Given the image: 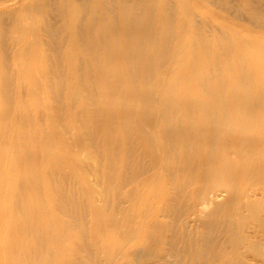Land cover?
<instances>
[{
	"label": "bare ground",
	"instance_id": "obj_1",
	"mask_svg": "<svg viewBox=\"0 0 264 264\" xmlns=\"http://www.w3.org/2000/svg\"><path fill=\"white\" fill-rule=\"evenodd\" d=\"M110 1H106L110 2L106 5L104 0H92L89 19L79 18L74 27L73 21L68 20L61 42L54 39L57 46L53 50L59 55H50L49 62H42L41 69L44 77L48 73L55 76L53 90L46 86L42 88L44 93L49 90L50 114H57L59 123L74 142L83 146L88 141L89 152L86 154L95 161L92 173L96 185L102 187H98L102 189L99 203H95L98 199L95 191L85 188V175L78 174L77 168L82 169L85 165L82 166L83 161L75 156L77 160L73 163L69 155L62 153L61 146L66 138L46 145L49 135L45 134L43 127L39 128L45 117L40 120L38 116L37 120L32 118L34 113L38 115L43 109H27L25 99H22L26 94L19 87L14 93L10 92L8 83L13 79L9 82L12 77L8 74V67L4 72L6 82L0 84V93L4 98L9 97L8 105L14 110L9 120L1 116L6 125L0 145L2 143L6 151H0V264H124L133 261L139 250L149 249L150 244L157 242L149 236L153 220L149 207L155 198L151 202L142 199L143 189L163 186V197L168 199L163 203L161 197L160 204L170 206L173 200L168 193L173 189L172 180L176 182L173 177L179 175L187 176L193 188L186 194L187 204L191 205L186 211L182 210L185 212H175L176 217L180 220L193 210L186 218L188 224L200 222L203 230L190 235L185 231L190 224L186 227L182 222L180 240L179 237L176 240L175 235L170 245L177 250L178 241H185L186 251L180 254L175 264H264V102L256 96V92H263V86L257 85L263 82L258 69L251 64L246 76L244 64L241 65L244 61L236 63L242 55L234 57L235 63L242 66L241 70L237 68L238 71L244 68L241 73L246 76L240 73L241 80H237L235 68L230 70L232 65L226 64L230 63L225 62L226 59L223 61V53L213 52L214 46L211 52L209 42L212 40L206 39L210 40L207 46L200 41L201 45L195 44L194 32L188 35V29L186 34L194 39L189 56L183 55L185 50L179 46L180 37L176 38L179 44H175L179 47L171 45L165 53L157 50L155 42L159 40L161 29L158 25L161 24H137L136 16L129 15L126 0L125 3H122L124 0ZM140 14L141 11L137 16ZM149 18L148 23L152 21ZM25 26H15L14 32L19 34V40L12 46H21L12 55V64L25 59V51L31 46L22 41ZM183 28L184 25L180 26L181 30ZM167 30L171 34L170 26ZM163 36L168 38L167 33ZM201 38L206 41L203 36ZM185 39L184 43L188 40ZM36 41L34 43L38 46ZM240 46L239 43L237 47L240 49ZM230 49L234 51L233 47ZM172 50L179 52L175 60L172 59L175 54L172 55ZM33 53L38 55V50L34 49ZM156 55L161 57L156 58ZM219 55L223 57L225 67H229L227 74L219 65ZM161 58L167 62L164 69L158 64ZM172 60L178 64V70L174 72L175 83H172ZM2 62L8 63V60L0 52ZM22 72H18L17 77L14 74V78L22 79ZM253 81L257 82L256 86L252 85ZM81 89L86 94L84 97H81ZM138 96L143 106L139 112L141 116L136 119L142 118L140 127L149 128L147 138L149 141L153 139L160 151L152 157L149 154L155 144L144 143L147 148L142 152L150 156L145 169L142 154L136 152L138 148L134 150L137 141H132L130 131ZM28 113H32L28 120L29 129L27 122L23 121L28 119ZM70 116L73 118L69 119ZM13 121L20 125L21 132H16L19 133L18 141L12 138ZM28 135L32 147L23 150L20 144ZM139 164L138 168L144 170L137 172L138 168H134ZM65 178L73 180V184L79 182L83 198L78 197V191L63 189ZM203 183L205 188L200 187ZM141 187L142 190L138 189ZM221 196L223 201L217 203ZM141 200L147 205L138 210L136 205ZM125 203L129 206L122 208ZM174 204L173 201V207ZM110 206H115L117 211H111ZM203 211L204 215H201ZM147 264L155 263L153 260Z\"/></svg>",
	"mask_w": 264,
	"mask_h": 264
},
{
	"label": "rangeland",
	"instance_id": "obj_2",
	"mask_svg": "<svg viewBox=\"0 0 264 264\" xmlns=\"http://www.w3.org/2000/svg\"><path fill=\"white\" fill-rule=\"evenodd\" d=\"M91 1L92 0H0V52L2 54H4L5 60H8V63H4V62L0 63V68H1L0 69V71H1L0 72V78H2V79H0V84L2 82H6L3 75H4V72H6V70L9 69L8 74H10V77H12L9 80V82H11L12 79L14 81V82L12 81L14 83L12 86H11L12 82L8 83V85H10V87H11L10 92L14 93V90H17V87H19L20 90L24 94H26L25 97H23V95H22V97H23L22 99H23V101L25 99L24 105L26 104L25 107H27V109H33L34 110V108H38V107H39L38 108L39 111H40V109H43V110H41L42 111L41 113L40 112L38 113V110L35 111L38 113V115H36V113H34L33 115L31 113V115H32V118L36 119V120H37V118L40 120L42 117H45L44 119L42 118L43 121H41L43 126L40 125L39 128L42 129V127H43L45 134L49 135V139L46 138L47 139L46 145L49 146V143L52 145L53 142L57 139L66 138L65 142L61 146L62 153H64V155L66 154L67 156L69 155L70 157L69 156L68 157L72 158L73 163H75L74 160L76 161L77 158L78 159L80 158L81 162L83 161L82 166L84 164L85 165L82 169L77 168L78 174L79 175H81V174L85 175V177L87 179V183H86L87 186L85 188L90 189L91 191H95L96 196H98V199L95 203H99L100 199L102 198V194H101L102 192L100 193V191L102 189H99L98 187H100V188H102V187L100 185L99 186L96 185L97 181L95 180V176L92 173V170L95 169V167H96V165L94 164L95 161H93V159H89L87 154H86L87 152H89L88 147H87L88 141L86 140L83 146H81L77 142H74L71 139V137H68V135L66 134V132L64 130V127H62L61 124L59 123V121L56 117L57 114H55V115L50 114L49 110H50L51 105L49 103L50 98L48 99V91H49L48 89L53 90V80H54L55 76L53 74L48 73V74H45V77H44V74L42 73V70H41L42 69V62L48 63L50 58H51L50 55H52V56L59 55L54 51L56 49V46H57V40H54V39H59V41L61 42V38H62L63 33H64L65 23L68 20H71V21H73V27H74L77 24L79 18H83V20L89 19L90 11H91ZM104 1L106 2L108 0H104ZM115 1H122V0H115ZM126 1H127L128 9H129V15L132 17H134V15H135L137 17V20H136V17L134 18L135 21H137V24H141V23L144 24V22L146 23V25H149V24L153 25V22H154V24L157 23L156 25L161 24L158 26L161 29L160 35L162 34L161 35L162 37L159 35L158 42H157V40L155 42V45L157 43L156 46H158V47H156L157 50H163L165 53L167 50L170 49L171 45L173 46L176 43L179 44V42H177L179 39V40H181L180 44L182 43L181 45L179 44V46L184 47V50H185V52H183V55H184V57H187L190 55L189 48L192 45L191 42H193L194 39H195L194 41L196 42L195 44H198V45H201V44L204 45L205 44L204 46H207V44H208L207 42L212 40L209 42L210 45L208 44L210 47V50H211V47L214 46V48H212V50H214L213 52H217V53L222 52L223 53V57H225L223 61H225V59H226L225 62H227V61L230 62V63L227 62L226 64L232 65L230 67V70L232 67L235 68L234 70H236V72L234 70L233 71L237 75V80H238V78L241 80V77L239 76V74L244 70V68L241 72L238 71V69L241 70L242 66H240L239 64H241L243 61L244 62L241 65L244 64L243 67H245V69H246L245 73L243 72L244 75H246V73H247L246 71L251 66L256 67L258 69L257 72L260 73V75L262 77L261 82L262 81L263 82L260 85L259 83L257 84L256 81L255 82L253 81L252 85L256 86V84H257L260 88H261V86H263L261 88V90H263V92H261L262 94H259L258 92H256L258 94L256 96L260 97V99L264 102V98L262 99V97H264V95H263V93H264V89H263L264 88V79H263L264 78V66H263L264 65V0H145V1L144 0H129V1L126 0ZM135 1H138V2H135ZM123 2L125 3V0L122 1V3ZM109 3L106 2V5ZM118 3H121V2H118ZM137 3L141 4V5H138ZM133 4H136L135 7L132 6ZM114 5H116V4H114ZM172 6H173V8H172ZM104 7H105V5H104ZM132 7H134V8H132ZM139 8H141V9H139ZM151 8H154V9H151ZM161 10H162V12H160ZM130 11H135V13H137V14H134V12H131L132 14H130ZM140 11H141L140 17H138L137 15ZM149 11H152V12H150V14H149ZM156 11H157V13H156ZM170 12L172 14H170ZM142 14L143 15L145 14V16L143 17ZM169 15L172 19V22H171ZM149 17H151L152 21L148 23V20L150 19ZM17 24H22L23 27L26 25L25 26L26 32L22 34V36L24 37L22 39V41L24 42V44L26 42V46L31 45L30 47L28 46L29 48L27 47L28 52H30V50H31V52L29 53L30 55H28V52L26 49L25 55H26L27 59L25 57V59H23L22 61L13 62V64H12L11 57H12V55H14L16 52H18L20 50L19 48L21 46V44L16 46V47L12 46V43L14 41L19 40V38H17L19 34H17V32H14L15 26ZM143 24H141V25H143ZM183 25L185 28V29L184 28L182 29L184 31V33H182L183 31L180 29V26L182 28ZM169 26L171 29V31H170L171 34H169L168 33L169 30H167V29H169ZM200 26H201V28H199ZM187 29H188V35H192L193 34V33L191 34V31H192V32H194L192 37L195 35L196 38H195V36H194V39L191 36H190L191 37L190 38L186 34ZM166 30H167V32H166ZM162 31H165L168 34L167 39L165 38V36H163L164 34L166 35V33L165 32L162 33ZM180 31H182L181 34H183V35L177 34L178 32L180 33ZM195 33H197L198 36ZM200 34H202L201 37L203 36L204 40H206L208 38L210 40L202 41L201 37L198 40L197 37H199ZM178 35H181V36H178ZM178 37H180V38H178ZM188 37L191 39V41ZM176 38H178V39H176ZM185 38L188 40L186 41ZM184 39L186 41L185 43H184ZM27 40L29 41V44H28ZM36 40H38V46L39 47L36 44L37 43ZM52 40H54V44H52ZM199 41L201 44L199 43ZM34 42H36V43H34ZM212 43H213V45H212ZM239 43L241 45L240 49H239V47H237V46H239ZM177 45H175V46L179 47ZM217 45H219V46H217ZM225 45H227V46H225ZM209 47H208V50H209ZM217 47L218 48L221 47V48L218 51H216ZM224 47H225V49H224ZM229 47L230 48L233 47L234 51H231V49L229 50ZM226 48H228V50ZM34 49L38 50V55L33 53ZM235 49L236 50L239 49V51L238 50L236 51ZM212 50H211V52H212ZM53 51L56 54H54ZM224 52H228V54L226 55V53H224ZM229 52H230V54H229ZM238 52H241V54ZM222 53L220 55H222ZM246 53H248V54H246ZM172 55H173L172 59L175 60V59H177L179 52H177V51L174 52L172 50ZM220 55H219V57H220ZM228 55H230V57H228ZM238 55H242V56L238 57ZM180 56H181V54H180ZM246 56H247V58H246ZM38 57H39V59H38ZM157 57L160 58L161 56L156 55V58ZM217 57H218V54H217ZM223 57H220L219 65L221 66L223 72H225L227 74L229 72V71H227V69L229 67L228 68L225 67V64H224L225 62H223L221 60V58L223 59ZM234 57L235 58L238 57L236 59L238 62H236ZM240 57H244V58H242V60H240V62H239ZM227 59H229V60H227ZM248 59H249V61H248ZM165 60L166 59L161 58L158 62V64L161 66V69H164L166 64H167V62ZM231 60H233V61H231ZM173 62H172V65H173L172 66V70H173V73H172V81L173 82L172 83H175L177 81V79L175 78V80H174V77H175L174 72H177L178 64H176L175 62L173 63ZM235 62L239 63L238 64L239 66ZM39 65H41V66H39ZM236 65H237V67H236ZM4 66H5V68H4ZM7 67H8V69H6ZM174 67H176V68H174ZM238 67H240V68H238ZM18 72L23 73V74L20 73L22 76L21 77L22 79L19 78L20 80L18 78H14L15 76L17 77ZM243 73H241L242 75L241 74L240 75L243 77H246L247 75L244 76ZM14 74H15V76H13ZM18 77H19V75H18ZM238 83H239V81H238ZM17 84H20V85L17 86ZM45 86H46V88H48V89H46L47 90V92H45L46 94L43 92L44 90L42 91V88L44 89ZM12 88H14V89H12ZM177 89H178V91H180L179 90L180 87H177ZM9 93L7 95H9ZM1 94H3V93H0V106H1L0 107V140H1V135L3 133L4 126L6 125V121H4V119H6V118L8 120L11 119V116L13 115V110H14L12 108V106L8 105L9 104V99H8L9 97L5 96V98H4V95H2L3 96L2 97ZM85 95H86L85 92L82 91V89H81V97H84ZM13 102L14 101H12V104H13ZM5 103H6V105H5ZM141 103L142 102L138 96L137 99L135 100V113L134 114H135V120L136 121L134 120V124L132 125V130H130V131L132 134L131 135L132 141L133 142L137 141V142H134V143H136V145H135L136 147H134V150L136 151V149L138 148V150L136 152H139L140 154H142V158L144 161L143 167L145 169L146 168L145 165L146 166L149 165L148 164L149 160H150V159H148L150 157L149 155H151L152 157H154V155L157 156L160 153V151L158 150V147H157L156 143L154 142V140L150 138V141H149L147 138V136H149L148 133L150 132L149 128L146 126H142L143 128L140 127V124L142 123V118L139 119L138 117L141 116L139 114V112H141L140 110H142L141 107L143 106V105H141ZM45 106H46V108L48 107V109H46ZM51 109H52V107H51ZM45 110H48V111L46 112ZM45 112H46V114H43ZM52 112H53V110H52ZM31 115L28 113V115H27L28 119L24 118V120H23L24 122H27L28 126L26 125V127L28 129L30 128V125H29L30 122H28V120H29V116H31ZM1 116H3L4 119ZM136 116H138L137 119H136ZM72 118H73V116L69 117V119H72ZM8 120H7V123H8ZM47 123H48V126H47ZM134 127H137V129L135 130ZM12 128H13L12 130L14 133L12 138H14L15 140L18 141L19 140V133H16V132L17 131L21 132L20 131V125L18 123H16L15 121H13ZM140 130H141V132H140ZM133 133H135L136 135L134 134V136H133ZM144 139H147L146 142ZM138 141H140L141 143ZM147 141H149L148 144L150 146H152L154 144L155 145L152 147V152L149 155H144L142 151L146 152V150H144V149L147 148V146H146L147 144H144V143H147ZM0 142H2V141H0ZM28 142H30L29 135L25 138L24 142L20 144L22 146L23 150H26L29 147H32V144H30ZM143 144L145 145V147ZM1 146H2V148H1ZM33 146H34V144H33ZM4 148H5V146L1 143L0 151L2 150L3 153H4V150L6 151V148L5 149ZM6 155H8V154H6ZM75 156L76 157L79 156V157L76 158ZM144 157H146V158H144ZM67 160H70V159H67ZM72 160H70V161H72ZM86 160H87V162H86ZM145 160H147V161H145ZM70 161H68V162H70ZM70 163L72 165V162H70ZM82 166H80V167H82ZM41 167H43L42 163H41ZM138 167H140V164L138 166L136 165L134 170H136ZM142 168L141 169L138 168L137 172L139 171V169L144 170ZM186 178H188V177L187 176L183 177L180 175L177 177L176 176L173 177V179L176 180V182L172 180V187L174 190L172 189V192L168 193V194H171L172 200L178 206H176L174 204V207H173L172 206L173 201L171 202L170 206L167 204H162V202L160 204L161 197H163V191H161L164 189L163 186H157V187H155L156 189L155 188L151 189L150 187L143 189L144 193H142V196H143L142 199H147L148 201L151 202L155 198L154 203L152 204L151 207H149V208H151L150 209V211H151L150 217L153 219L151 221L152 222V224H151L152 225L151 226L152 232L149 234V236L152 239L157 240V242L150 244L149 246H151V247H149V249H147L144 246L145 249L139 250L140 252L136 253L135 259L133 258V261L130 260L132 262H130V261L125 262L126 264H138V263L139 264H147L149 262H152L153 260H154L155 264L156 263L157 264H175L180 259V254H184L186 251L184 248L186 245L184 243L185 241L184 242L178 241L177 246L179 248L177 250L175 249L176 251L172 249L171 246H173V245H170V244H172L171 242L174 240L172 237H174L175 235H176L175 237L176 238L179 237V240H180L181 233H179V232H181L180 228L183 226L182 222L183 223L187 222L186 224L184 223V225L186 227H188V225L190 224L189 228H187L188 230H185L186 233H188V234L191 233L190 235H192V233L193 234L194 233H200L203 230V228L200 226V222H198L196 225L193 223L188 224L189 221H187L186 218H188L191 215V212L193 210H190L186 217H182L183 218V219L181 218L182 221H181V219L179 220L177 218L178 216L176 217L177 213H175V212L178 211V213H179L184 209L186 211L189 208V205H191V203L187 204V200H186L187 195L186 194H188L189 191L192 190L193 186L192 185L190 186L189 181H188L189 178L187 179V181H185ZM69 179L67 181L65 178L63 189L65 191H68V192L78 191V193H77L78 197L83 198L81 195L82 193L79 192L80 191V188H78L79 182H77V184L76 183L73 184V180H71V179L69 180ZM65 181L67 184L65 183ZM168 183L170 184V182H168ZM174 183H176L175 186H174ZM165 185H166V187H169L167 182L165 183ZM178 185H179L180 189L182 188L181 190L179 189ZM205 185L206 184L203 183V185H201L200 187L204 186V188H205ZM65 186H67V187H65ZM188 187H190V188H188ZM197 187L199 189V185ZM177 188H178V190H177ZM70 189H71V191H70ZM138 189L142 190V187L138 188ZM183 189H185V190L182 191ZM126 191H128V189H126ZM174 191L176 193V194L174 193L176 196L173 194ZM160 192L162 193V196H160L161 195ZM84 193L86 196H89V193L86 190H84ZM183 195H184V199H183ZM181 196H182V198L179 199V197H181ZM167 199H168V197H166V198L163 197V199H162L163 203ZM176 200L178 203L176 202ZM217 200L223 201V196H221ZM142 201H144V200H141V202H138V204L136 205V208L138 210H139V208H142L143 206L145 208V206L147 205L146 204L147 202L146 203L144 202L145 203L144 204ZM218 201H216V202L220 203V201L219 202ZM128 206H129V203H125L122 205V208H127ZM175 206L177 207L178 210L175 208ZM115 208H116L115 206L114 207L110 206L111 211L112 210L117 211V209H115ZM168 208L171 212L168 210ZM172 209H173V211H172ZM202 210H204V208H202ZM185 211H182V212H185ZM171 213H172V215H171ZM201 215H204V211L201 213ZM184 218L186 220H184ZM102 220L104 222V218ZM186 227H184V228H186ZM168 233L170 235L172 234L171 237ZM168 235H169V237H167ZM77 236L79 237V235H77ZM81 237H79V238H81ZM171 238L173 240H171ZM176 240H178V238ZM168 241H169V243H168ZM186 248H187V246H186ZM179 249H181V251ZM187 251H188V249H187ZM156 255L158 256L159 260H158Z\"/></svg>",
	"mask_w": 264,
	"mask_h": 264
}]
</instances>
